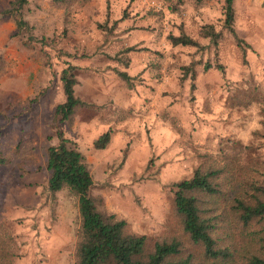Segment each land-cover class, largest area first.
<instances>
[{"label": "rangeland", "instance_id": "374dc122", "mask_svg": "<svg viewBox=\"0 0 264 264\" xmlns=\"http://www.w3.org/2000/svg\"><path fill=\"white\" fill-rule=\"evenodd\" d=\"M15 2L0 0V264H76L78 199L48 189L57 129L85 155L98 208L128 233L182 235L173 185L209 157L243 153L264 181V0L234 3L246 57L225 27V0H29L19 12ZM19 13L46 45L29 43ZM206 24L217 48L200 34ZM182 33L200 47L174 46L169 37ZM69 64L85 106L56 123ZM192 65L195 77H185ZM248 96L258 100L242 106Z\"/></svg>", "mask_w": 264, "mask_h": 264}, {"label": "trees", "instance_id": "16d2710c", "mask_svg": "<svg viewBox=\"0 0 264 264\" xmlns=\"http://www.w3.org/2000/svg\"><path fill=\"white\" fill-rule=\"evenodd\" d=\"M234 3L225 0L224 24L246 57L250 45L236 31ZM28 5L29 0L14 3L16 12ZM16 21L18 29L31 32L29 43L46 45L45 38L37 39L32 34L21 13ZM200 34L218 47L220 34L214 25H204ZM169 38L174 46L200 47L185 33ZM211 68L210 63L206 64L205 70ZM216 68L224 70L222 65ZM193 70L194 65L187 67L185 77L191 73L195 77ZM77 75L78 68L70 64L61 73L65 102L56 108V123L70 121L85 106L76 96ZM119 76L131 80L127 73L119 72ZM254 97L248 96L240 104H252L258 100ZM56 133L58 144L47 150L48 189L54 194L68 190L78 199L81 226L76 264H264V181L258 178L263 174L255 163L243 162V153L235 157L225 154L220 160L209 157L190 179L175 183L173 206L182 235L153 239L128 233L125 220L98 208L91 195L95 182L85 155L61 130ZM110 141L109 131L94 141V147L103 150ZM4 163L0 147V166Z\"/></svg>", "mask_w": 264, "mask_h": 264}]
</instances>
